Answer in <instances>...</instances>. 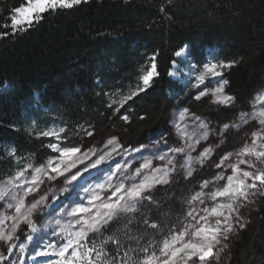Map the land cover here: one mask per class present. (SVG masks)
Listing matches in <instances>:
<instances>
[{"label":"trees","instance_id":"obj_1","mask_svg":"<svg viewBox=\"0 0 264 264\" xmlns=\"http://www.w3.org/2000/svg\"><path fill=\"white\" fill-rule=\"evenodd\" d=\"M24 3L0 0V32L11 33L10 10ZM161 7L166 12L161 13ZM184 44L190 46L192 63L207 62L209 52L217 60L242 58L233 69L237 77L250 80L264 60V0H87L72 9L46 13L26 32L0 38V177L14 175L17 170L15 161L6 156L12 147L25 158L24 163L33 165L54 154L47 145L56 143L55 138L37 139L34 134L45 128H65L68 140L62 145L69 141L72 145L88 141L101 144L106 131L123 121L119 115H128V124L121 125L122 140L137 145L165 129L174 104L201 111L218 123L230 120L237 106L197 101L190 85L185 86L180 70L186 63L174 55ZM154 52L158 53L159 77L113 116L105 107L107 97L96 93L104 88L126 94L136 86L142 66ZM174 60L177 78L168 75ZM98 78H103V84H97ZM89 125L96 130L91 138L80 131ZM120 160L117 157L110 167L115 169ZM106 166L108 163L101 168ZM108 169L93 178V185H82L67 201L86 202L83 188L103 182L102 175L110 174ZM208 177L207 171L187 179L177 174L171 185L154 189L155 199L167 205L160 217L164 223L174 222L187 211L186 200ZM60 208L44 216L40 227L44 238L57 229V220L67 223L66 217L62 220L57 214ZM128 216L140 221L142 216H152V211L145 207ZM247 221L246 229L234 238L227 264H264V201L254 204ZM136 227L134 223L133 234H137ZM117 229L122 230V224L112 226L113 232ZM110 234L94 239L98 244ZM159 239L162 241L164 234ZM28 248L34 253L41 249L39 243Z\"/></svg>","mask_w":264,"mask_h":264},{"label":"snow or ice","instance_id":"obj_2","mask_svg":"<svg viewBox=\"0 0 264 264\" xmlns=\"http://www.w3.org/2000/svg\"><path fill=\"white\" fill-rule=\"evenodd\" d=\"M86 2L87 0H25L22 6L10 10L8 19L11 21L12 31L0 32V38L28 31L33 24L42 21L48 12L72 9ZM166 10L164 7L160 8L161 13ZM174 55L182 57L181 62L186 63L185 75L188 79L185 86L190 85L196 91L195 100L210 98L211 105H235L236 97L225 92L228 81L223 80V76L225 70L241 63L242 58L217 60L215 54L209 52L210 59L207 62L192 63L190 57L193 54L188 44L180 47ZM172 64L168 75L176 77L179 73L178 65L175 60ZM159 75L158 53L154 52L148 63L142 66L134 88H130L126 94L120 90L109 92L101 88L96 96L107 97L106 110L117 116L129 101L150 89ZM213 82L217 86L209 87ZM97 84H103V78H98ZM119 118L125 123L130 119L128 115H119ZM144 118L141 116V119ZM189 121L193 128L191 132L188 130ZM253 121L259 128L251 133V142L245 143L236 153H225L214 165L218 170H230V174L228 171H219L213 180L202 181L200 190L186 200L188 210L171 223H164L160 218L167 205L155 199L153 191L157 186H168L176 180L175 174L179 171L176 166L177 154L184 155L180 169L185 170L183 176L187 179L194 175L193 162H199L203 166L219 147L209 145L196 157L188 154L189 151H195L196 145L201 141H207L213 132L209 123L201 116L188 108L181 110L173 127L177 136L185 142L184 146L169 148L168 153L157 156L155 153L161 151V143L168 146V140L162 138L156 142L151 157L142 155L147 150L146 145L125 149L116 135L109 136L101 150L96 147L84 149L82 145H72L70 141L67 145H62V141L68 140L63 127L35 131L37 139L55 138L57 142L50 143L47 147L58 155L35 166L31 162L24 163L25 158L17 155L15 147L6 152L8 160L15 161L17 170L14 175L0 181V206L6 210L0 212V243L7 245L8 253L18 248V260L22 264L27 244L17 245L15 241L20 239L18 232L22 230V226L28 231L27 241L34 240L35 234L40 232L37 214L51 206L46 203V195L39 199L35 197L46 183L62 181L64 186L60 188V196L68 199L83 187L80 181L90 169L100 168L121 153L127 156L140 153L142 162L131 175L128 173L133 165L129 161L116 164L115 169L109 167L110 174L103 182L94 187L83 188L87 195L86 202L70 200V204L74 203L75 206L70 211L61 210L67 211L70 221L65 224L56 221L57 229L52 232L56 239L35 251V257H50L47 264H213V261L219 264L225 253L230 255L231 239L247 227L248 221L243 215V209L258 200L264 201V89L253 97L250 111L240 112L236 121L220 127V135L225 136L230 128L239 129ZM80 131L89 138L96 134L92 125L81 128ZM31 134L33 133L30 132ZM224 142L223 139L220 140L221 144ZM233 155L236 157L234 162ZM154 159L160 160L162 166H154ZM85 161H88L86 167ZM214 183L217 186H213ZM30 198L32 202L28 203ZM52 199L59 200L60 197ZM145 207L152 211V216H142L140 221H136L135 216H128ZM7 210L11 211V215L7 214ZM52 212H55L54 207ZM134 223L137 225V234H133ZM115 224H122V230L113 232L112 226ZM141 224L142 227L139 226ZM43 227L48 228L49 225ZM107 232L111 234L97 244L94 238L103 237ZM161 234H164L162 241L159 239ZM7 259L8 257L0 255V260ZM13 264L16 262L13 261Z\"/></svg>","mask_w":264,"mask_h":264},{"label":"rangeland","instance_id":"obj_3","mask_svg":"<svg viewBox=\"0 0 264 264\" xmlns=\"http://www.w3.org/2000/svg\"><path fill=\"white\" fill-rule=\"evenodd\" d=\"M178 58L183 59L182 57H178ZM172 67H173V65H172ZM233 68L225 70L224 76H223V80L228 81V84L225 87V92L229 95H233L236 97V103L234 106L238 107L237 111H235L234 115L232 116V118L230 120H228L224 123H218V122H216V120L212 119L211 117H208L206 114H204L201 111L190 110L191 112H194L196 115L201 116L202 119H204L206 122H208L209 127L213 130V132H212V134L209 135V138L207 141H201L200 144L196 145V150L195 151H189L188 154H190L193 157H196L199 155V152L202 151L205 147H208L209 145H211L213 147H215L216 145H219L217 150L214 152L213 156L208 161H206L203 166H201L199 164V162H196V161L193 162V168L195 169L194 175L201 173V172H205V171H207L209 173V177L205 180H213V177L216 176L219 171H228V174H230V170H224V169L218 170L214 167V165L219 161V158L222 155H224L225 153H227V152L236 153L240 150L241 147H243V145L245 143H250L251 142V133L253 131H256L259 128V125L253 121V122H250L247 126H242L239 129L230 128L227 131V134L225 136L220 135V132H219L220 127L225 123H232V122L236 121L240 112L250 111L251 110V102L253 100V97L255 96V94L258 91H260L261 89H264V60L260 65L257 66V68L255 69V73L250 80L249 79H241V78L237 77ZM186 72H187L186 66L180 70V73H182L184 75V79L187 81L188 77L185 75ZM172 78H177V76L172 77ZM216 86H217V84L214 82L209 85V87H212V88H214ZM195 94H196V91L193 89V97L195 96ZM209 99L210 98H205L204 100H207L208 104H210ZM211 106H216V105H211ZM220 107H223V106H220ZM184 108L185 107L179 106L177 104L172 105L170 108V114H169V118L166 122L165 129L160 131V132H157L155 134L148 135L141 143H139L137 145H132V144L126 143L122 140L121 125H127L128 124V123H125L124 121L118 122L116 125L110 127L106 131V134L104 136V140L101 144H96L94 142L88 141V142L82 143L81 145L83 146L84 149L96 147L98 149L103 150L105 140L111 135H116L119 137L120 142L124 146L125 149H131L134 147H139L141 144L146 145L147 150L144 151L142 153V155L144 157H151L153 155V148H154L156 142L163 138V139L168 140V146H164L163 143H161V145H160L161 151L156 152L155 155L158 156L162 153H168L169 148H177V147L184 146L185 142L180 137L177 136L175 128L173 127L174 120L176 118H178L179 112L181 110H183ZM188 123H189L188 130H189V132H191L193 130V128H192L191 122L189 121ZM161 134H162V136H161ZM221 139H223L225 141L223 144L220 143ZM54 155H58V153H54L52 156H54ZM119 155H116L114 157L115 158L114 162L118 157L119 159H121L119 164H121L125 161H129L133 165V167L131 168V170L128 173L129 175H131V172H133L136 167H139V163L142 162L140 153H132L130 156L124 155L123 153H121ZM50 157H48L47 159H49ZM235 159H236V157H235V155H233L232 161L234 162ZM183 162H184V155L177 154L176 155V166H177V169L179 171L175 175L180 174L183 176V173L185 170L180 169V165L183 164ZM164 163H166V161ZM87 164H88V161H85L84 166L86 167ZM112 164H113V161L108 162V167H110ZM39 165L40 164L35 165V166H39ZM153 165L159 167V166H162V162L158 159H154ZM101 166H103V165H101ZM78 167H80V166L78 165ZM108 167L106 166L104 168L90 169L89 172L84 174L83 179L80 181V184L86 185V184L90 183V185H93L95 183L93 178L96 177L99 174V172H102L103 170H105ZM7 177L8 176L0 177V181H4L5 179H7ZM102 177L105 178L106 175L104 174V175H102ZM136 182H139V181L137 180ZM201 182L196 185V187L192 191L191 195H193L195 192L200 190ZM63 186L64 185H63L62 181L60 183H57L55 181L48 182L43 186V190L39 193V195L35 197L36 199H39L40 196L46 195L48 197V199L46 200V203L50 206H51V204H54V206L46 208V209H44L43 212L37 214L39 216L38 227L42 226L43 218L45 216L44 213L51 212L53 207L55 208V210L58 209L59 207H61L57 211L58 212L57 214L62 215V218L60 217L62 220L64 217H66L67 223L70 221V218L67 216V213H64V211L62 212L61 210L66 208V207L71 210V207L74 204L70 205V202L67 201V199H65L64 196H60V188H62ZM213 186H217V185L214 183ZM205 191H208V189H206ZM56 196H59L60 199L59 200H53L52 197H56ZM74 196L75 195H73L69 198H73ZM31 202H32V200L30 198L28 200V203H31ZM0 204H2V202H0ZM203 206L204 205H200V207H203ZM253 206H254V204L243 209V215L246 219H247L248 212L253 208ZM187 210H188V208H187ZM5 211L6 210L2 206H0V212H5ZM7 214L11 215V211L7 210ZM53 214H54V212H53ZM62 222H64V221H61V224H63ZM42 230L47 231V229H42ZM27 234H28L27 229L22 226V230L18 232L20 239L15 241V243L17 245L19 243H26L27 244V250L24 254L25 259L23 260L22 264H47V261L49 260L50 257H44V256L35 257V254L33 255V253H31L29 251L28 245H34L35 242H38L39 245L41 247H43L45 244L50 242L52 239H56V237H53L52 234H50L47 238H43V240H41L42 234L40 231L39 233L35 234L34 240L27 241V239H26ZM234 238H235V236L230 241V255L228 253H225L223 255V257L221 258L219 264H227L231 260V245L234 241ZM0 255L8 257V259L6 261L0 260V264H13V261H15L16 264H21V261L18 260V256H19L18 248L15 249L12 253H8L7 252V245L0 243ZM51 259H55V257H51ZM213 264H216V262L213 261Z\"/></svg>","mask_w":264,"mask_h":264},{"label":"bare ground","instance_id":"obj_4","mask_svg":"<svg viewBox=\"0 0 264 264\" xmlns=\"http://www.w3.org/2000/svg\"><path fill=\"white\" fill-rule=\"evenodd\" d=\"M102 167V166H101ZM100 167V168H101ZM99 173H101V172H99ZM94 174V173H93ZM41 231V230H40ZM47 232V231H46ZM44 238V237H43ZM36 243H38V242H35L34 244H36ZM28 246H33V245H28ZM41 247V246H40ZM42 248V247H41ZM30 251V250H29ZM31 252V251H30ZM31 253H33V255L35 254L34 252H31Z\"/></svg>","mask_w":264,"mask_h":264}]
</instances>
